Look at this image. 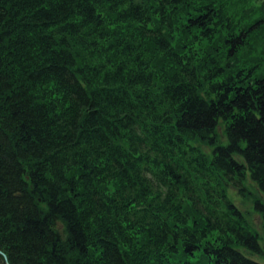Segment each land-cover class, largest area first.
I'll use <instances>...</instances> for the list:
<instances>
[{
    "label": "trees",
    "instance_id": "trees-1",
    "mask_svg": "<svg viewBox=\"0 0 264 264\" xmlns=\"http://www.w3.org/2000/svg\"><path fill=\"white\" fill-rule=\"evenodd\" d=\"M231 188L264 198V0H0V264H264Z\"/></svg>",
    "mask_w": 264,
    "mask_h": 264
},
{
    "label": "rangeland",
    "instance_id": "rangeland-1",
    "mask_svg": "<svg viewBox=\"0 0 264 264\" xmlns=\"http://www.w3.org/2000/svg\"><path fill=\"white\" fill-rule=\"evenodd\" d=\"M218 132H219V135H220V137L223 139V140H225V133H224V126H223V124H221L220 126H219V128H218ZM253 191H254V194H251L252 196H249V197H247V198H245V200L243 201H240L239 199H237V202H238V204L242 207V208H244V209H248V210H252V206H253V201H254V199L255 198H258V197H262V194L261 193H259V191L257 190H255V189H253ZM251 215V218H253V217H255L256 216V213H252V214H250Z\"/></svg>",
    "mask_w": 264,
    "mask_h": 264
}]
</instances>
